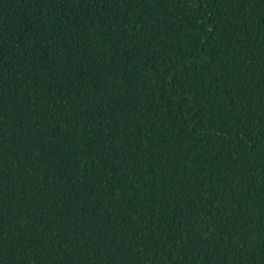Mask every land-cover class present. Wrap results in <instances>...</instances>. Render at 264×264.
<instances>
[{
	"label": "trees",
	"instance_id": "obj_1",
	"mask_svg": "<svg viewBox=\"0 0 264 264\" xmlns=\"http://www.w3.org/2000/svg\"><path fill=\"white\" fill-rule=\"evenodd\" d=\"M0 264H264V0H0Z\"/></svg>",
	"mask_w": 264,
	"mask_h": 264
}]
</instances>
